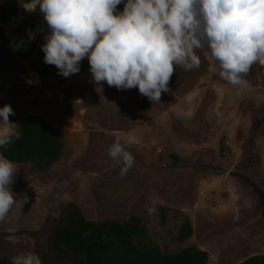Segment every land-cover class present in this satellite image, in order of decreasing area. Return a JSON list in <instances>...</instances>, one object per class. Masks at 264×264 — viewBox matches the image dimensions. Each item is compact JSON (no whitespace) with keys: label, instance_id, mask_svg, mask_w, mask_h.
I'll return each mask as SVG.
<instances>
[{"label":"rangeland","instance_id":"obj_1","mask_svg":"<svg viewBox=\"0 0 264 264\" xmlns=\"http://www.w3.org/2000/svg\"><path fill=\"white\" fill-rule=\"evenodd\" d=\"M30 1L0 0L1 18ZM196 54L199 68L177 66L170 91L153 104L138 88L96 84L90 65L52 82L33 64L31 52L18 53L9 89L0 72V108L11 106L14 125L25 116L55 125L65 137V151L48 172L15 164L11 191L17 203L0 221V257L35 252L34 239L20 231L38 232L44 248L47 219L58 217L70 202L88 221L139 217L163 251L196 245L207 253L208 264H239L264 255L259 198L236 176L248 177L264 191V121L253 133L254 120L264 118V66L253 65L244 77L248 87L240 89L219 77L204 51ZM57 87H63L62 100L53 93ZM14 130L0 127V134ZM117 137L135 158L123 177L122 164L107 153ZM171 155L179 163L174 165ZM185 217L192 237L179 244L175 239Z\"/></svg>","mask_w":264,"mask_h":264},{"label":"clouds","instance_id":"obj_2","mask_svg":"<svg viewBox=\"0 0 264 264\" xmlns=\"http://www.w3.org/2000/svg\"><path fill=\"white\" fill-rule=\"evenodd\" d=\"M34 0L48 26L41 46L44 63L54 65L65 78L80 72L87 58L96 84L118 90L138 88L158 103L175 68H199L196 50L215 63L219 77L240 89L253 65L264 66V0ZM34 39V34L30 36ZM31 85L32 80H26ZM82 103V101H76ZM10 105L0 108V127L14 128ZM12 133L0 134V148L13 142ZM20 139L21 133H14ZM122 164L123 177L134 156L117 137L107 148ZM16 165L0 153V221L17 203L11 191ZM27 202V197H25ZM11 264H42L34 251H21Z\"/></svg>","mask_w":264,"mask_h":264},{"label":"trees","instance_id":"obj_3","mask_svg":"<svg viewBox=\"0 0 264 264\" xmlns=\"http://www.w3.org/2000/svg\"><path fill=\"white\" fill-rule=\"evenodd\" d=\"M262 119H255L253 133ZM13 142L0 148L5 158L14 164H29L31 169L48 172L64 156L65 137L58 127L38 116H25L15 124ZM21 133L15 139L14 133ZM254 136L249 139L252 148ZM222 151V147H221ZM173 164L179 163L174 155ZM249 160H252L250 155ZM250 164V162H248ZM238 178L252 188L259 198L261 217L264 220V191L244 175ZM49 235L44 248L38 244V232L20 231L35 241V253L42 264H208V255L196 245L177 252H165L150 237L141 218L132 216L119 220L88 221L75 203H67L60 215L47 219ZM164 224V221H161ZM192 225L188 217L181 224L175 241L179 244L192 237ZM0 264H11V260L0 257ZM239 264H264V255H254Z\"/></svg>","mask_w":264,"mask_h":264},{"label":"water","instance_id":"obj_4","mask_svg":"<svg viewBox=\"0 0 264 264\" xmlns=\"http://www.w3.org/2000/svg\"><path fill=\"white\" fill-rule=\"evenodd\" d=\"M33 3L34 0L21 4L5 19H1L0 16V33L3 35L0 39V72H3L8 80L6 83L8 89L13 86L12 81L17 75L16 67L20 52H31L33 64L50 81L55 82L60 76L54 65L44 63L41 46L45 43L44 36L48 34V26L39 6L35 11L29 10ZM32 34L34 39L30 38ZM87 65L89 62L85 58L80 62V70ZM53 93L60 100L64 97L63 87L55 88Z\"/></svg>","mask_w":264,"mask_h":264},{"label":"flooded vegetation","instance_id":"obj_5","mask_svg":"<svg viewBox=\"0 0 264 264\" xmlns=\"http://www.w3.org/2000/svg\"><path fill=\"white\" fill-rule=\"evenodd\" d=\"M2 19V18H1ZM1 37L3 36L1 33H0ZM3 38V37H2ZM1 39V38H0Z\"/></svg>","mask_w":264,"mask_h":264}]
</instances>
